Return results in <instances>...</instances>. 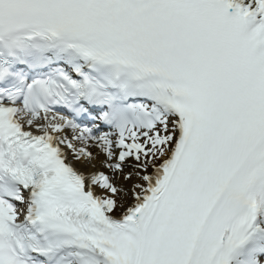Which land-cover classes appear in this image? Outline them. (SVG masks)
<instances>
[{"label":"snow or ice","instance_id":"snow-or-ice-1","mask_svg":"<svg viewBox=\"0 0 264 264\" xmlns=\"http://www.w3.org/2000/svg\"><path fill=\"white\" fill-rule=\"evenodd\" d=\"M0 264H264V0H0Z\"/></svg>","mask_w":264,"mask_h":264}]
</instances>
